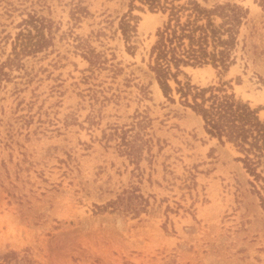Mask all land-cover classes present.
<instances>
[{
  "label": "rangeland",
  "instance_id": "rangeland-1",
  "mask_svg": "<svg viewBox=\"0 0 264 264\" xmlns=\"http://www.w3.org/2000/svg\"><path fill=\"white\" fill-rule=\"evenodd\" d=\"M198 1L249 12L229 67L178 79L264 121V0ZM166 18L141 0H0V264H264V179L151 69Z\"/></svg>",
  "mask_w": 264,
  "mask_h": 264
},
{
  "label": "trees",
  "instance_id": "trees-1",
  "mask_svg": "<svg viewBox=\"0 0 264 264\" xmlns=\"http://www.w3.org/2000/svg\"><path fill=\"white\" fill-rule=\"evenodd\" d=\"M151 11L167 14L163 25L156 31L157 39L150 50L153 61L151 69L155 72L158 83L169 99L173 88L169 82L177 83L176 91L204 121L205 130L221 142H232L244 157H239L258 179H264L257 166L264 158V121L247 101L227 93L219 86L199 87L183 83L178 79L181 66L214 64L229 67L235 60L233 50L238 44V34L248 8L237 3H220L208 8L198 0H141ZM221 18L219 23L216 18ZM36 26V25H35ZM134 26L129 20L121 22V29L128 41L130 29ZM40 41L31 42L30 46L20 44L21 49L34 51ZM28 47V48H27ZM19 55V52H16ZM192 97V102L189 97ZM264 208V196H260Z\"/></svg>",
  "mask_w": 264,
  "mask_h": 264
},
{
  "label": "bare ground",
  "instance_id": "bare-ground-1",
  "mask_svg": "<svg viewBox=\"0 0 264 264\" xmlns=\"http://www.w3.org/2000/svg\"><path fill=\"white\" fill-rule=\"evenodd\" d=\"M159 88V87H158Z\"/></svg>",
  "mask_w": 264,
  "mask_h": 264
}]
</instances>
